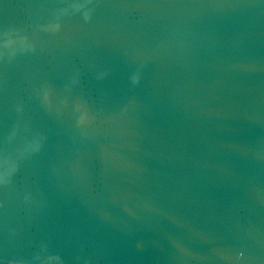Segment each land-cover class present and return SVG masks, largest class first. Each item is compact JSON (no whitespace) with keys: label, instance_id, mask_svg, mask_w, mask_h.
Segmentation results:
<instances>
[{"label":"water","instance_id":"95a60500","mask_svg":"<svg viewBox=\"0 0 264 264\" xmlns=\"http://www.w3.org/2000/svg\"><path fill=\"white\" fill-rule=\"evenodd\" d=\"M0 264H264V0H0Z\"/></svg>","mask_w":264,"mask_h":264}]
</instances>
